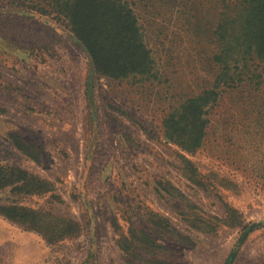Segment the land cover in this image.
<instances>
[{
  "label": "rangeland",
  "instance_id": "374dc122",
  "mask_svg": "<svg viewBox=\"0 0 264 264\" xmlns=\"http://www.w3.org/2000/svg\"><path fill=\"white\" fill-rule=\"evenodd\" d=\"M1 8L0 175L12 181L0 182V264H264V189L211 149L189 157L240 188L220 177L214 190L195 187L161 130L174 82L192 87L205 72L171 64L155 85H113L91 78L66 21ZM150 38L160 64L170 61Z\"/></svg>",
  "mask_w": 264,
  "mask_h": 264
},
{
  "label": "trees",
  "instance_id": "16d2710c",
  "mask_svg": "<svg viewBox=\"0 0 264 264\" xmlns=\"http://www.w3.org/2000/svg\"><path fill=\"white\" fill-rule=\"evenodd\" d=\"M0 7L2 12L66 21L92 62L91 78L103 75L113 85H155L171 64L178 73L184 67L191 74L205 72L206 78L196 76L192 87H183L182 78L174 82L180 92L166 96L171 104L160 115L163 136L181 149L184 175L195 187L214 190L212 179L220 177L227 183L221 188H240L217 169L203 173L189 157L211 149L264 189V0H0ZM151 33L171 58L167 63L161 57L160 64L150 45ZM11 181L9 174L0 175L1 184ZM178 192L175 187L170 195ZM2 212L12 219L19 215L15 208ZM145 236L143 244L157 243ZM130 241L129 254L140 240ZM152 261L129 259L131 264Z\"/></svg>",
  "mask_w": 264,
  "mask_h": 264
}]
</instances>
